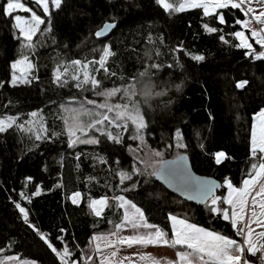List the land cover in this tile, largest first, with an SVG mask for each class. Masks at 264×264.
Wrapping results in <instances>:
<instances>
[{"label":"trees","instance_id":"trees-1","mask_svg":"<svg viewBox=\"0 0 264 264\" xmlns=\"http://www.w3.org/2000/svg\"><path fill=\"white\" fill-rule=\"evenodd\" d=\"M23 2L42 15V9H36L30 0ZM218 12L225 13L227 22L223 25L203 16L202 10L166 12L155 0H63L60 9L50 11L51 31L43 34L44 46L32 55L38 65L34 76L39 79L19 86L10 83L11 62L20 58V40L16 39L19 32L13 28L14 21L10 17L0 14V81H5L0 87V115H15L22 122L28 118V113L38 111L46 117L49 134L53 129L62 131L61 121L54 119L57 108L68 98L79 97L80 92L71 81L73 66L69 65L66 87L53 83L52 70L61 60H98L103 44L107 43L115 54L108 58L106 67L117 75L105 77L103 69L95 73L105 87H111L113 82L121 83V77L127 82L149 63L163 65L153 80L162 86L157 90L165 94L153 97L148 105L140 100L147 121L144 130L147 143L163 151L165 159L186 153L194 171L222 182L223 192L225 178L239 186L252 162V116L264 107V60L245 56L244 49L234 46L239 40L229 33L243 30L233 23L234 14H242L238 10ZM45 21L42 30L48 26L47 17ZM105 22H115L118 26L110 38L99 40L92 34ZM203 23L223 29L230 43L220 41L219 34L207 33ZM39 38L40 33L33 40ZM181 43L184 50L202 54L205 60L193 61L182 51H175ZM253 48L259 49L254 41ZM148 50L151 60L145 56ZM176 60L182 66H177ZM170 64L173 67L169 68ZM241 81L247 83L238 88L236 85ZM177 127L182 129V142L187 147L167 149V144L175 143L172 137ZM130 134L131 131L122 133L124 143L121 145L102 141L99 145L78 143L69 148L66 135L34 141L29 139L30 133L15 129L0 133V248L5 250L0 255H16L35 264H61L40 235L24 222L12 200L26 207L29 222L46 234L55 247L64 246L54 239L59 235L75 254L79 252L77 244L85 248L90 235L110 228L107 221H115L121 211L114 201H109L101 216L96 217L88 207L89 197H111L114 190L141 207L150 223L169 224L166 217L172 213L233 236V230L227 231L228 223L222 217L210 215L207 205L196 206L172 195L155 177L134 176L133 182L138 187L120 193L116 186L123 188L131 182L120 184L119 176L115 175V161L121 162L119 167L123 170L130 172V166L135 164L143 171V165L128 151L129 144L135 148L138 143L127 139ZM216 152L225 153L219 164ZM97 155L103 156L107 163L94 160ZM27 177L32 179L26 180ZM90 177L93 179L89 180ZM22 191L30 202L19 196ZM76 191L81 197L73 204L71 196ZM33 192L37 194L33 196ZM61 228L65 232L61 233Z\"/></svg>","mask_w":264,"mask_h":264},{"label":"snow or ice","instance_id":"snow-or-ice-1","mask_svg":"<svg viewBox=\"0 0 264 264\" xmlns=\"http://www.w3.org/2000/svg\"><path fill=\"white\" fill-rule=\"evenodd\" d=\"M36 9H42V15L37 10L30 7L23 0H4L0 3V14L10 17L13 28L18 29L20 40L19 59L11 62L13 74L10 83L15 85L17 81L25 84L31 83L32 79H39L38 76L29 78V73L38 67L36 63L29 59L30 55H35L39 47H43V34L51 31L50 6L60 9L63 0H30ZM155 3L166 12H184L189 9L202 10L205 17L218 20L223 25L226 21L225 13L217 10H238L239 14H234L233 23L240 29H245L250 33V37L243 30H234L229 35L239 40L234 46L244 49V55L252 59L264 60V0H180L178 4L167 2V0H155ZM30 14L29 16L15 14L17 12ZM215 14V15H213ZM48 26L41 30V25ZM118 25L113 22H105L102 27L95 31L94 37H106V34ZM203 29L209 34H219V40L225 44L230 42L225 39L223 29L211 27L208 23H203ZM37 33L41 38L33 40ZM22 37V39H21ZM255 41L259 49H254L249 39ZM53 42L54 38H53ZM149 42H151L149 38ZM67 47V45H65ZM95 51V49H93ZM175 51H182L184 55L190 56L193 61H203L202 54L188 52L183 49L182 43ZM110 45L103 44L99 59H70L61 60L52 70L51 79L58 87H66L69 83L67 74L69 65L73 66L74 72L71 75L73 87L80 92V96H72L67 101L61 102L54 115L62 123V131L54 129L49 134L46 125V117L38 111L27 114L28 118L21 122L15 115H0V133H5L10 129L30 133L29 139L34 141L54 140L61 135L67 136V145L73 148L76 144L99 145L102 141H107L117 145L124 143L122 133L131 131L127 139L138 142L133 148L128 145V151L133 154L134 160L143 165V171L135 164L131 165V171L123 170L119 167L120 161H115L120 184L129 181L128 185L120 188V193H128L138 187L133 182V177L137 175H147L157 177L172 186L175 184L177 190L183 192L189 199H200L205 205L210 202V215H217L218 218L229 222L233 229L234 236L221 234L208 227L197 223L189 222L187 218H181L169 213L166 223L161 226L157 223H150L141 207L129 199L124 194H117L113 191L111 197L101 195L99 198L89 197L88 207L100 217L109 201L115 202V207L122 212H118V219H109L107 223L111 225L106 231H94L88 238L85 248H80L78 253L73 251L64 243V238L56 236L54 239L61 241L64 245L58 249L54 246L46 234L29 222V211L18 200H12L24 222L40 235V239L59 258L61 264H162L150 253L138 252V261H133L130 256L118 255L120 246H127L144 249L149 246H168L177 249L175 260H169L167 264H264V107L259 108L254 113L251 120L250 156L251 163L247 173L242 177L239 186L232 180L225 178L224 186L227 188V195H215L214 189L217 187L215 181L207 180L194 175L186 164V157L178 154L174 159L168 160L164 157V152L159 148H153L145 139L144 130L147 128L146 117L143 114L140 100L148 105L153 97H160L165 94L163 90L158 91L162 86L155 83L153 77L163 65L160 63H149L143 71L132 75L125 82L121 77V83L113 82L111 87H105L101 79L97 78L101 69L105 77H115V72H110L106 67L107 59L114 55ZM159 55V52H156ZM145 56L151 60L152 54L148 50ZM177 66H182L179 61H175ZM98 65V67H92ZM19 66H23L25 71L20 76L16 75ZM169 68L173 65H168ZM62 69V70H61ZM96 73V74H94ZM247 81L237 83V87H243ZM5 81H0V87ZM179 90L180 85H176ZM88 93L89 95H86ZM94 97V98H90ZM118 100L120 102H114ZM87 118V121L85 120ZM172 139L174 144H167L165 147L171 149L186 148L182 142L183 133L180 127L174 131ZM37 147L38 144H34ZM201 147H203L201 145ZM216 163L221 162L225 156L223 152H216ZM79 159V156L77 157ZM94 160L100 163H107L103 156H94ZM27 177L26 180H31ZM93 178H89L91 180ZM33 192L32 195H36ZM19 196L24 200L29 197L22 191ZM81 193L73 192L71 199L73 204H77ZM9 199H12L9 197ZM30 202V200H29ZM224 205H227L225 207ZM94 225V228H97ZM258 229V230H257ZM61 233L65 229L59 230ZM101 245L110 252L102 251ZM179 246V247H177ZM5 250L0 248V253ZM0 264H35L34 261L21 259L16 255H0Z\"/></svg>","mask_w":264,"mask_h":264},{"label":"rangeland","instance_id":"rangeland-1","mask_svg":"<svg viewBox=\"0 0 264 264\" xmlns=\"http://www.w3.org/2000/svg\"><path fill=\"white\" fill-rule=\"evenodd\" d=\"M167 2H169V3H173V4H178L179 2H180V0H167ZM53 9H55L54 7H51L50 6V11L51 10H53ZM189 10H192V9H189ZM187 11V10H186ZM217 11H219V10H217ZM15 14H19V15H24V16H29L30 14H27V13H22V12H17V13H14V15ZM42 26L43 25H41V30H42ZM18 30V29H17ZM243 31H245V34L246 35H248L249 37H250V33L247 31V30H245V29H243ZM38 34V33H37ZM22 38V37H21ZM35 38V36L33 37V39ZM253 41L254 40H252L251 38L249 39V42L250 43H252L253 44ZM255 42V41H254ZM29 59L30 60H32L33 62H34V60H33V56L32 55H30L29 56ZM108 60V59H107ZM107 62V61H106ZM34 70L35 69H33L30 73H29V78H31V77H33L35 74H34ZM25 71V69H24V67L23 66H19L18 67V69L16 70V75L17 76H20L21 75V73L22 72H24ZM95 74V73H94ZM25 83H22V82H20V81H17V83L15 84V85H13V84H11V86H19V85H24ZM116 102H118V101H116ZM226 187V186H225ZM218 195H227V188H225V191L223 192V191H220L219 193H218ZM79 200H80V198H79ZM79 200H78V202H79ZM208 206V208L210 207V202H209V204L207 205ZM225 207H227V205H224ZM120 212H122V210L120 211ZM118 219V217H116V219H115V221ZM228 223V226H229V228H227V231H230V229L231 230H233L232 228H231V226H230V224H229V222H227ZM169 224H170V222H169ZM258 230V229H257ZM217 232H219V233H221V234H225V233H222V232H220V231H217ZM233 238H236L237 240H239L240 238L239 237H235L234 236V232H233V236H232ZM177 247H179V246H177ZM101 248H102V251L103 252H105V253H108V252H110V249H105L104 247H103V245H101ZM164 250V251H163ZM176 250L177 249H174V248H171V247H168V246H149V247H147V248H144V249H138L136 246H133V248H127V246H120V251H119V253H118V255H120V256H130L131 257V259L133 260V261H138V255H133V253H138V252H147V253H150V254H152L153 256H155L156 258L157 257H159V258H164V257H166L167 259H169V260H175L176 259V257H175V252H176Z\"/></svg>","mask_w":264,"mask_h":264},{"label":"water","instance_id":"water-1","mask_svg":"<svg viewBox=\"0 0 264 264\" xmlns=\"http://www.w3.org/2000/svg\"><path fill=\"white\" fill-rule=\"evenodd\" d=\"M117 24V23H116ZM117 28V27H116ZM116 28H114L113 30H110L109 33L106 34V37H101V38H98L99 40H106L108 38L111 37L112 33L116 30ZM187 159H186V164L189 168V170L196 176H199V177H203L207 180H211V181H215L216 182V185L217 187L214 189V194L215 195H218V193L220 191H223L224 190V187H223V183L218 181L217 179L215 178H212V177H208V176H201L199 174H197L194 169H193V166L191 164V160H190V157L184 153L183 154ZM168 160H172L174 158H167ZM156 181L162 185L169 193H171L172 195L174 196H177L179 198H181L182 200L190 203V204H193V205H196V206H205V203L202 202L200 199H189L188 196L186 194H184L183 192L177 190V186L175 184H173L172 186H169L168 184L165 183V181L161 180V179H158L157 177H155Z\"/></svg>","mask_w":264,"mask_h":264},{"label":"crops","instance_id":"crops-1","mask_svg":"<svg viewBox=\"0 0 264 264\" xmlns=\"http://www.w3.org/2000/svg\"><path fill=\"white\" fill-rule=\"evenodd\" d=\"M163 251H164V250H163ZM157 259H160L161 262H162V264H167V262L169 261V259H167L166 257H164V258H159V257H157Z\"/></svg>","mask_w":264,"mask_h":264}]
</instances>
